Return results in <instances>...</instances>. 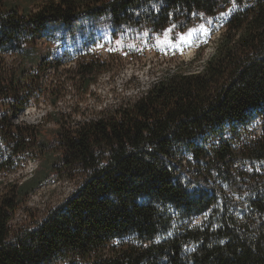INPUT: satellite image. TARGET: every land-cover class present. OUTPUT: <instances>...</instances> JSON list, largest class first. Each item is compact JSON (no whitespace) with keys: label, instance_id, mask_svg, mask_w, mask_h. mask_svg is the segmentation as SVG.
<instances>
[{"label":"trees","instance_id":"1","mask_svg":"<svg viewBox=\"0 0 264 264\" xmlns=\"http://www.w3.org/2000/svg\"><path fill=\"white\" fill-rule=\"evenodd\" d=\"M32 3L35 11L21 13L0 0V52L28 57L30 67L37 60L28 46L56 26L85 38L105 24L114 40L155 36L173 24L185 33L201 16L235 7L200 69L192 67L201 52L163 72L134 100L88 114L79 99L60 114L53 173L74 191L37 223L13 231L24 198L47 176L39 171L21 186L4 185L0 264H264V0ZM67 62L43 60L37 67L57 79L54 106L68 79L87 94L111 70V62L98 57L74 67ZM23 67L0 69L4 100L24 85L35 87L34 69ZM39 135L0 115V175L31 158ZM242 163L249 170H241ZM193 168V181L186 180ZM199 177L218 181L200 188ZM199 217L204 220L195 225Z\"/></svg>","mask_w":264,"mask_h":264},{"label":"rangeland","instance_id":"2","mask_svg":"<svg viewBox=\"0 0 264 264\" xmlns=\"http://www.w3.org/2000/svg\"><path fill=\"white\" fill-rule=\"evenodd\" d=\"M7 1L19 6L21 13L22 10L32 13L36 10L37 3L41 2ZM234 7L235 4L232 3L215 16H201L200 21L192 24L185 33H180L173 24L155 36L142 34L133 37L122 36L114 40L110 27L105 24H96V35L86 34L85 38L82 35L72 36L62 26H56L48 30L47 36L37 37L28 46L31 57L37 60V65L32 67L28 63L25 64L29 62L28 57L20 58L8 51L0 52V69L7 73L21 66H24L26 71L28 68L35 71L32 78L35 87L24 85L19 89L18 96L11 97L8 101L0 97V115L7 114L14 125L35 127L40 132L37 142L40 145L38 148L35 146L31 158L22 161L21 168L16 172L0 175V181L4 182L3 185L0 183V190L6 184L21 186L39 171L47 176L37 189L24 198L17 216L11 223L13 231L37 223L50 208L62 204L74 191L72 184L64 180L57 181L53 173V166L58 164L60 158L57 152L60 135V125L57 121L60 114L70 112V108L79 99L83 102L82 109L88 114L114 108L126 100H134L163 72L181 64H188L199 52L202 53L201 61L196 62L192 70L200 69L202 61L211 56L214 44L221 34L223 22L234 11ZM189 32H192L190 38ZM90 57L109 60L111 70L102 73L87 94L79 93L74 88L72 79H68L65 82V94L54 106L57 79L51 69L42 73L38 72L37 67L43 60H47L52 66L50 63L57 58H61L62 63L69 61V67H74L76 61ZM29 89L32 91L31 98L25 102L22 98L30 92ZM240 168L249 170L250 165L242 163ZM195 170L190 169V172L184 175L186 180L193 181L192 171ZM217 181L215 177L209 181L199 177L194 182L195 186L211 189ZM203 220L204 218L199 217L194 223L201 225Z\"/></svg>","mask_w":264,"mask_h":264},{"label":"snow or ice","instance_id":"3","mask_svg":"<svg viewBox=\"0 0 264 264\" xmlns=\"http://www.w3.org/2000/svg\"><path fill=\"white\" fill-rule=\"evenodd\" d=\"M202 27H203V26H202ZM193 31H194V30H193ZM191 35H192V32H189V33H188V38H190ZM182 39H184V38H182ZM188 42H190V40H189Z\"/></svg>","mask_w":264,"mask_h":264}]
</instances>
